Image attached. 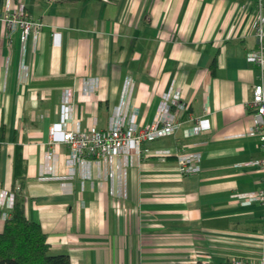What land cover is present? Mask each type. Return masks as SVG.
Instances as JSON below:
<instances>
[{"label": "crops", "instance_id": "1", "mask_svg": "<svg viewBox=\"0 0 264 264\" xmlns=\"http://www.w3.org/2000/svg\"><path fill=\"white\" fill-rule=\"evenodd\" d=\"M17 4L43 28L25 46L0 28V192L22 195L51 253L71 264H259L264 204L234 195L264 190V143L244 136L260 74L247 55L259 46L264 0H0V14ZM91 79L98 88L87 94ZM127 81L139 127L172 89L187 105L181 128L144 144L125 173L121 158L74 170L69 146L51 141L64 94L65 130L106 131ZM200 118L209 129L194 134ZM194 153L201 171L181 176L178 156ZM123 174L125 200L112 195Z\"/></svg>", "mask_w": 264, "mask_h": 264}, {"label": "built area", "instance_id": "2", "mask_svg": "<svg viewBox=\"0 0 264 264\" xmlns=\"http://www.w3.org/2000/svg\"><path fill=\"white\" fill-rule=\"evenodd\" d=\"M107 1V0H104ZM261 2V0H260ZM0 28L5 29L7 37L10 40L12 34L19 32L20 40L23 46L29 41V38L34 36L38 38L43 24L34 21L25 5L17 4L8 8H4L0 14ZM255 34L258 40V48L247 55V61L255 64L260 69L259 83L254 87L252 98L248 103L252 113V126L244 135L248 137H259L264 143V14L259 13L255 24ZM86 92L91 94L98 88L96 80L91 79L86 82ZM135 84L132 81H127L124 86L121 102L110 119L109 127L106 131H100L97 128H91L87 131L74 130L67 131L64 125L70 121L69 111L72 108L70 105L71 92L64 94L62 99V111L65 113L62 116L61 122L55 124L51 129L52 144L64 143L70 148L69 162L75 170L76 165L85 168L90 163L106 164L112 166L114 160L122 159L123 171L131 166L135 160H139L143 155L148 153V150L143 149L146 143H152L159 139L174 136L181 128L179 113L187 109V105L180 102V97L171 89L162 98V102L158 109L154 121L143 127L137 124V111L132 105L133 93ZM174 108L176 111H173ZM207 111V108H206ZM208 120L200 118L196 121L194 134H200L209 129L204 126ZM193 136V134L188 135ZM171 153L166 150L159 152L157 155L166 157ZM55 156L54 151L49 152L47 160ZM202 156L200 153L182 154L178 156V172L181 176H189L197 174L201 171ZM264 163V161H263ZM75 173V172H74ZM73 173V174H74ZM123 184L119 193L112 192L116 198L123 200L127 199V187L125 175L123 174ZM89 177V176H88ZM20 187L17 188L19 190ZM235 201L239 202H258L264 204V190L259 192H250L234 195ZM13 210L15 204V195H7L5 192H0V223H4L9 219L8 213L1 212L5 205ZM116 209L120 212L122 205L120 202L116 204ZM232 264H246L239 260H233ZM259 264H264V258Z\"/></svg>", "mask_w": 264, "mask_h": 264}, {"label": "trees", "instance_id": "3", "mask_svg": "<svg viewBox=\"0 0 264 264\" xmlns=\"http://www.w3.org/2000/svg\"><path fill=\"white\" fill-rule=\"evenodd\" d=\"M2 225L0 264H71L68 255L51 253L50 244L41 225L27 217L22 195L16 194L11 216Z\"/></svg>", "mask_w": 264, "mask_h": 264}]
</instances>
